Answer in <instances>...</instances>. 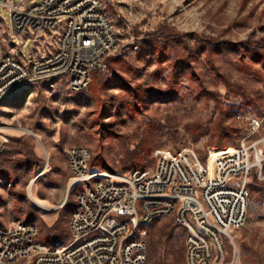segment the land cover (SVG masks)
Segmentation results:
<instances>
[{
	"label": "rangeland",
	"instance_id": "rangeland-1",
	"mask_svg": "<svg viewBox=\"0 0 264 264\" xmlns=\"http://www.w3.org/2000/svg\"><path fill=\"white\" fill-rule=\"evenodd\" d=\"M14 1L20 5L31 3ZM105 2L119 36L118 46L109 60L121 58L116 63L121 76L112 74L109 69L97 71L89 87L79 93L68 90L66 82H59L56 87L41 82L0 101V133L9 135L7 148L22 146L17 147L15 138L31 137L29 141L40 159L39 167L22 174L19 184L0 174V226L23 220L26 211H19V205L30 204L38 213L34 221L40 227L41 240L45 225L51 226L59 220L67 229L62 240H58L61 246L73 239L70 221L79 207L77 192L72 191L63 209L50 208L65 193L71 175L66 158L68 148L88 146L93 152L96 168L123 172L138 167L132 164L128 169L125 167L127 155L143 149L145 152L151 149L149 156L141 152V156H145L143 168L157 167L155 151L159 148L189 146L208 160L214 150L240 144L243 137L252 132L254 120L259 122L258 129L250 139L264 137V82L255 75L238 72L229 60H220L222 72L231 76L232 81L242 83L247 94L231 93L211 69L207 54L200 52L193 56L196 64L193 69L187 64L182 68L173 49L163 47L161 40L146 35L166 27L178 34L194 32L232 41L246 40L254 31L261 36L264 35V0ZM0 12L5 17L0 34L1 54L2 47L7 49L4 39L10 36L7 23L11 22V15L5 8H0ZM139 31L142 33L136 36ZM19 40L22 42L23 37L19 36ZM190 40L193 43V39ZM136 44L143 48L142 53H138ZM33 47V40L25 45L28 57ZM246 57L249 59L248 53ZM175 65L182 68L177 69L182 72L179 76L173 75ZM173 79L178 90L174 99L168 100L167 94L146 92L141 93L138 104L133 106L126 98L127 82L140 92L151 86L161 91L169 88ZM202 82H207L209 89L216 92L221 106L211 95L208 96ZM121 98H124L123 116L119 117L117 100ZM220 118L224 119L231 133L223 143H213ZM115 121L116 129L112 130ZM199 124L210 131L196 140L193 136ZM45 169L47 171L41 174ZM26 179L28 181L24 184ZM252 180L254 187L263 182L264 169L262 177L255 174ZM37 200L47 207L40 206ZM170 217L159 221L170 222ZM172 223L175 225L174 221ZM146 230L149 244L147 227ZM157 260H162V264H177L174 254H168L164 246L158 247ZM183 264H186V258ZM225 264H264V201L260 199L259 191H252L248 222L235 233Z\"/></svg>",
	"mask_w": 264,
	"mask_h": 264
},
{
	"label": "built area",
	"instance_id": "built-area-1",
	"mask_svg": "<svg viewBox=\"0 0 264 264\" xmlns=\"http://www.w3.org/2000/svg\"><path fill=\"white\" fill-rule=\"evenodd\" d=\"M28 1L0 0L11 15L0 54V101L41 82L82 92L95 72L108 71L119 36L105 0ZM4 20L0 12V34ZM258 123L240 144L214 150L208 160L189 146L159 148L156 168L101 170L91 166L88 146L68 148L71 175L50 208L60 211L77 192L72 241L53 246L40 239L37 221L15 220L0 227V264H147L146 226L169 216L187 231L186 264H225L235 233L248 222L253 176L263 175L264 137L250 139ZM9 141L0 133V153ZM32 191L31 185V197Z\"/></svg>",
	"mask_w": 264,
	"mask_h": 264
},
{
	"label": "trees",
	"instance_id": "trees-1",
	"mask_svg": "<svg viewBox=\"0 0 264 264\" xmlns=\"http://www.w3.org/2000/svg\"><path fill=\"white\" fill-rule=\"evenodd\" d=\"M141 33L142 32L139 31L136 36H140ZM146 35L148 37H153L155 40H161L163 47L173 49L177 53V57L181 62L182 68L184 67L183 64H187L193 69L196 66L192 59L193 56H198L200 52L207 54L212 65L211 69L218 74L231 93L243 95L247 94L246 88L242 83L232 81L231 76L222 72L220 60H229L238 72L246 73L249 76L255 75L257 79L264 82V35L258 36L255 31L250 34L248 39L241 41L221 39L211 35L198 34L194 32L188 34H178L166 27H161L157 30V32H149ZM188 35H191L190 38L193 39V43H191L190 38H187ZM135 46H138V44ZM137 51L138 53H142L144 50L141 46H138ZM246 53H248L249 59H246ZM120 61L121 58H114L111 62L108 60V69L112 72V74H116V76H121L118 74L119 71L116 65V63H119ZM258 62H261L260 66L258 65ZM182 68L178 69L175 65L173 67V75H181L182 72L178 70H182ZM107 79H109L108 76ZM175 82L176 81L173 79L171 86L166 90L160 91L159 89L151 86L142 89L141 92L137 91L136 88L134 89L130 83L127 82L125 95L130 101V105L133 106L138 104L141 93L146 92L153 95H157V93H159L162 96L167 94L168 100L174 99L175 95L178 94ZM202 85L206 88L205 92L208 96L211 95L210 97L216 100L217 105L221 106V102L217 97L216 92L209 89L207 82H202ZM117 98H119V95ZM117 101H119L117 113L119 117H122L124 98ZM223 120L224 119L220 118L217 124L218 133L213 136V143H223L225 139L230 136L231 131H229V128L225 126ZM115 125L116 121L113 122L111 126L113 128H111L112 130L116 129ZM209 131V128H204L202 127V124H199L196 126L193 137L197 140L201 135L209 133ZM30 138L31 137L15 138L14 141L17 147L21 146L19 144H22V146L18 148H6L2 153H0V174L13 180L15 184H19L22 181V174H27L29 171L38 168L40 165V159L38 158L34 145H32L29 141ZM150 150L151 149H147V152H145L146 150L144 151L143 149L136 151L135 153L128 154L125 158L127 163L125 167L128 169V166L132 164L136 167L138 166L137 168H143V158L145 156H141V152L144 151V154L149 156ZM90 164L92 167L96 166L93 163V158ZM27 181L28 180L26 179L24 184H26ZM250 189L251 194L252 191H259L260 199L264 201V181L259 182V184L255 187L250 185ZM24 196H26V193ZM23 210L26 211L25 218L23 219L25 222H33L38 215L37 211L30 204L19 205V211ZM169 219L170 222H160L157 220L146 226L150 237L147 264L163 263L162 260H157V251L159 246H164L168 254H174L177 264H183L185 261L187 231L185 228H178L173 225L172 217ZM44 231L45 234L43 236V241L56 246L60 245L58 240H62V236L65 234L67 229H65L58 220L51 226L45 225Z\"/></svg>",
	"mask_w": 264,
	"mask_h": 264
},
{
	"label": "bare ground",
	"instance_id": "bare-ground-1",
	"mask_svg": "<svg viewBox=\"0 0 264 264\" xmlns=\"http://www.w3.org/2000/svg\"><path fill=\"white\" fill-rule=\"evenodd\" d=\"M38 201V200H37ZM40 206H42V207H45L46 205L45 204H43L41 201H38L37 202ZM47 207V206H46Z\"/></svg>",
	"mask_w": 264,
	"mask_h": 264
},
{
	"label": "crops",
	"instance_id": "crops-1",
	"mask_svg": "<svg viewBox=\"0 0 264 264\" xmlns=\"http://www.w3.org/2000/svg\"><path fill=\"white\" fill-rule=\"evenodd\" d=\"M6 39L7 38L4 39V44H5V47H8V43H6ZM2 49H3V47H2ZM42 83H45V82H42Z\"/></svg>",
	"mask_w": 264,
	"mask_h": 264
},
{
	"label": "water",
	"instance_id": "water-1",
	"mask_svg": "<svg viewBox=\"0 0 264 264\" xmlns=\"http://www.w3.org/2000/svg\"><path fill=\"white\" fill-rule=\"evenodd\" d=\"M32 133H34V132H32Z\"/></svg>",
	"mask_w": 264,
	"mask_h": 264
}]
</instances>
